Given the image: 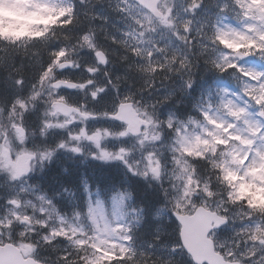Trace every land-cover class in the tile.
<instances>
[{"label": "clouds", "instance_id": "obj_1", "mask_svg": "<svg viewBox=\"0 0 264 264\" xmlns=\"http://www.w3.org/2000/svg\"><path fill=\"white\" fill-rule=\"evenodd\" d=\"M104 4L105 0H69L68 11L57 17L44 33V37L49 41H55L54 46L45 53L46 59L41 56L37 61H24L18 66L13 56L0 64V145H11L13 154L25 149L35 151L31 145L47 143L49 136L58 132L64 138L63 143L66 146L81 140L89 132L82 127L72 126L73 121L77 116L88 113L101 104L109 92H118L123 87L126 81H122L120 76L114 79L109 77L107 83L101 87L96 86L94 78H89L86 83H68V88L73 89L71 86L75 84L74 90L82 95L79 103H75L65 91L57 87L66 79L65 69L80 70L83 67L76 59L80 53L85 56L91 53L92 59L96 61L85 69L90 77H96L102 71L103 75L108 77V72L104 69L108 68L111 61L107 54H104L103 62L97 57L96 54L101 49L98 47V36L93 30L94 22L100 18L96 8L104 7ZM203 4L204 0H191L188 11L196 15ZM117 7L122 14L132 18L140 37H146L157 30L159 22L150 12H144L143 16L135 18L137 13L133 9L136 7L143 11L142 0H135V4L126 3L124 8ZM225 12L227 15L235 14L238 23L244 25L247 31L232 30L226 33L221 29H214L211 35L206 37L214 46L212 50L220 56L232 55L237 59L264 52V0H230L229 3L220 5V13ZM166 15L172 16L171 8L167 9ZM191 24L190 20L182 25L174 24L173 35L184 44L193 57H197L200 56V46L204 41L199 40L193 45L192 42L197 40V36L191 35ZM181 28L184 34L177 35ZM57 33H62L66 41L70 37L75 39L70 41L69 46L68 43L55 40ZM225 40H231V45H226ZM0 43L5 47H15L19 41L0 37ZM113 43H117L115 38ZM193 48L198 50L193 52ZM60 51L65 53L63 57H59ZM157 51L165 52V49ZM131 52L138 58L144 55L139 47L133 48ZM146 55L148 63L144 71L151 79L138 91L141 95L147 92L149 97L159 93L157 83L163 86L174 76L183 78V75L189 76L186 92L190 94L196 84V70L201 60L207 65L212 59L209 56L189 59L187 55L180 57L172 54L163 63H159L151 61L152 51H148ZM57 59L59 64L56 63ZM101 63L104 69L101 68ZM153 63L159 64V71L163 74L162 80L157 76ZM214 67L221 74L235 76L228 67L219 63H214ZM49 68L52 72L45 79L43 74ZM131 87L132 85H129V88ZM240 89L245 91L241 87ZM245 94L251 101H256L259 115L264 118V88L248 86ZM123 99L142 108L143 117L149 125L146 131L132 135L127 132V125L118 122L120 127L108 132L110 136L126 138L127 143L138 144L144 159L148 161V165L143 169L134 170L129 164L128 172L144 183L151 182L153 190L163 188L165 177L171 173L169 179L172 180V193L166 196V190L161 191V199L171 209L176 207L173 201H179L189 208L200 210L207 207L213 212L217 219L209 229L210 239L224 264H264V150L254 151L256 137H260L264 143V124L252 123L247 108L230 104L229 119L243 120L248 125L249 137L242 138L241 130L236 124L227 121L216 123L207 113H201L203 119L200 123L205 127L215 125V128L220 130L219 134L213 135L210 130L203 140L197 139L188 144L183 140L181 128L177 127L171 114L164 117L162 110L171 102L169 97L153 99L148 103L136 100L135 94L126 95ZM57 100H62L68 109L64 123H59L57 117L54 104ZM181 102L177 101V105ZM119 104L120 101L117 100L113 113L118 112ZM53 118H56L55 122ZM187 119L191 121L197 118L189 115ZM20 131L23 132V138L20 137ZM95 131L99 129H95L91 134ZM74 132L77 134H73ZM173 143L176 146L171 153L155 148V145L163 147ZM119 151L124 153L119 160L134 159V154L126 151V148H120ZM49 152L52 150L49 149ZM95 158L98 159V156ZM35 160L36 167L24 177H15L8 169H0V185L3 186L0 188V207L6 209V214L0 216V231L11 233L22 227L19 235L36 237L31 241L28 264H93L98 254L88 244L89 240L93 243L95 241L92 236H88L87 231L84 235H77L75 229L69 232L67 227H57L54 218L51 215L46 216L38 202L33 204L31 213L23 209V197L15 189L25 181L31 180L35 173L42 174L52 163L48 156L41 152L36 153ZM150 165L154 167L149 169ZM246 180L248 182L242 183ZM176 181L180 182L179 185ZM47 204L52 206L53 201L50 199ZM80 215L84 216V211H81ZM238 223L240 227H236ZM225 227H230L232 231L229 237L221 239L219 232ZM88 231H92L91 227H88ZM126 238L128 241L132 240L131 235ZM174 254V264H184L185 255L179 252ZM143 255L142 261L135 259L136 253L129 248L123 256L117 253L120 259L116 264H162L159 257L153 258V253ZM163 264L168 262L164 261Z\"/></svg>", "mask_w": 264, "mask_h": 264}, {"label": "rangeland", "instance_id": "obj_2", "mask_svg": "<svg viewBox=\"0 0 264 264\" xmlns=\"http://www.w3.org/2000/svg\"><path fill=\"white\" fill-rule=\"evenodd\" d=\"M190 2L191 0H164L161 8L165 14V18L162 21H158L159 26L157 30L154 33L146 35V37H140L137 31V26L133 24L132 18H129L128 15L122 14L118 10L117 6H119V8H124L126 3L133 4L129 0H105L104 7L97 6L96 12L99 14L100 18L94 22L93 28L98 36V46L100 45L99 42H101V38L106 35L107 38L105 39H108L111 45H119V48L115 47L119 51H123L124 49L127 50L128 48H130L128 51H131L133 48L139 47L142 50V53H144V55L139 58L140 62L142 63V70L140 72L133 70L132 74H129L127 71H121L116 72L113 75L115 77L120 76L121 78H130V76H132L133 79L138 81V84H141V78L143 82L145 80L149 81V74L144 71V68L147 67L148 63L146 55L147 52H153L151 61H159V63H161L163 56L183 45V43L180 42L175 35H173L174 24L182 25L186 21L190 20L192 22V29L198 28L201 30L205 27H208L210 30L221 29L226 33L232 30L237 32L247 31V28L244 25L238 23L237 19L235 18V14L223 16V14L220 13V8L217 7V5L229 3L230 0H204L202 9L199 10L196 15H193L190 11L186 10L188 9ZM68 5L69 0H0V37H10V40L13 41H17L21 38H17V36L24 35L33 37L34 39L40 38L41 35H44V33L49 30L52 24L56 21L57 17L64 15L68 11ZM169 8L172 9V16L166 15L167 9ZM133 10L137 13L135 18L143 16L145 12L136 7H134ZM179 34H184L182 28L180 29V32L177 33V35ZM113 38H115L117 43H113ZM231 43V40H225L226 45H231ZM161 48L165 49V52L157 51V49ZM213 48L214 46H212V49ZM208 56L215 59L222 66L228 67L229 69L234 68L230 67L231 65H234L237 71H239V67L236 65L237 58L232 55L220 56L217 52L213 51L210 52ZM77 58L79 59L78 62L80 64L82 63V60H86L87 58L90 59L89 55L85 56L83 53L78 54ZM137 58L138 57L134 56L133 61ZM241 62L244 67L252 69L256 73L264 71V62H262L258 57H254L253 59L247 61L241 60ZM158 65L159 64L153 63V66L156 67V69L158 68ZM248 75L252 78L253 82H255L256 76L253 75L252 72H249ZM175 78L180 79L178 76ZM232 79L233 86L235 87L232 89L229 87H224L222 101L219 102V105L216 108L208 109L205 113L208 114L209 118L214 119L216 123H221L224 121L234 124L239 123L238 128L241 130L240 134L242 138H246L250 136L248 125L245 124L243 120L238 122L235 119H229V105L231 104L236 107L242 106L247 108L249 120L254 124L256 122L264 124V118L260 117L258 106L253 101H251L248 96L242 94V91L238 86V80L234 77ZM95 80L96 85H99V87L104 85L102 78H96ZM125 80L126 79H124V81ZM124 85L131 84L125 82ZM221 85L223 84H219V86ZM117 95L121 97L128 94L121 95L119 90ZM147 98L148 97H145L143 103H148L151 101L147 100ZM105 100L108 101V99ZM228 101H231V103H228ZM210 106H212V104ZM141 110L144 111L142 108ZM233 110H235V108H233ZM162 111L164 117H167L169 114H171L173 120L176 121L177 127L181 128V136L183 137V140L188 144L193 143V141L197 139L203 140L208 135L210 130L212 131L213 135L219 134L220 130H217L213 124L205 127L200 123V121H194V119L191 121H184L172 111L168 112L165 110V108H163ZM202 119L203 117L201 116L200 120ZM55 121L56 120H54V122ZM64 121L65 119H59V123H64ZM88 125L89 124L86 122L81 123L79 121L72 126L82 127L88 131L89 134H91L92 131L88 129ZM109 130L114 131L113 128ZM73 134L77 133L74 132ZM117 138L118 136H109V145L113 144V141L118 140ZM63 139L64 138L58 132L55 135H50L47 143L41 142L31 145L30 147L34 148L35 151L25 149L16 154H13L11 145H0V160L6 163L5 169H8L15 177L18 176L17 171L12 172L10 170L11 163H14L16 166L18 157L22 154H26L28 155V163H31L33 160V163L35 164V156L37 152L44 153L52 162L55 159L61 158V161L68 162V160H70L73 164L75 161L85 162V157L88 156L84 149L89 148L93 150L92 155H95L96 157L98 156L99 160L120 162L126 170L129 164L132 165L134 170L136 168L143 169L146 165H148V161L144 159L143 154L139 150L140 146L138 144H135L134 146H127V144L125 145L126 151L134 154V159L125 161L118 159V157L123 156L124 153H121L119 150H117L115 153H112L109 151V145L106 147L108 143L97 148V140L89 141L87 140L86 136L82 137L81 140L68 143L66 147H69V149L65 151V153V148L61 149L58 147L59 143L63 142ZM101 139L102 138L99 136V143ZM256 141L257 143L254 147V151L264 150V143L261 142L260 137H256ZM175 146L176 145L173 143L164 145L163 147L160 145H155V148L160 151L171 153ZM3 147H6L10 151V154L6 160L2 159ZM72 148H80V152H74L71 150ZM49 149L52 150L51 153L49 152ZM153 167L154 165H150L149 169ZM0 169L4 168L1 167ZM46 170L43 171V173H45ZM40 175L41 173L37 172L31 180L27 181L30 183L36 182L38 179H40ZM169 176H171V173L165 177V182L163 185V188H166L165 193H168V195L172 193V180L169 179ZM246 182L248 181L246 180L242 183ZM179 183V181H176L177 185H179ZM2 187L3 186L0 185V188ZM15 191L23 197L22 207L25 211L31 213L33 210V204L38 202V206L40 207L41 211H44L46 216L51 215L54 218V222L57 227H67L69 232L75 229L77 235H84V233L87 231L88 236H92L95 241V243H93L92 240H89L88 244L91 245L93 250L98 254L97 259L93 261V264H106L115 258H120L117 256V253H120L121 256H123L124 253H126L128 249L132 247L130 245L131 241H128L126 237L127 235H131V224L133 223V225H135V222L130 213L126 211L127 203L125 202V196L123 195H117V197L108 204L105 203L101 198H93L85 205V215L81 216V212H78L77 210L71 211L69 213L62 212L59 208L61 207V200L59 198L54 199L48 197L46 193L43 195L34 193V191L30 189L29 185L26 184V181L22 185L18 186ZM42 197L43 199H41ZM50 199L53 201L52 206L47 204V201ZM112 202L119 204L115 205L113 203V205H111ZM173 203L176 204L174 210L179 212H191L193 209L186 207L185 204L180 203L179 201H173ZM177 205L179 206L177 207ZM0 208V216L6 214V209L3 207ZM131 214L134 215V213ZM158 216L163 218V213L159 212ZM117 220H119V222H117ZM88 227H91L92 231H88ZM20 231H22V227L17 228L11 233L0 231V236H2L4 240L9 238L20 240L21 238H24L25 240L34 241L36 239V237L32 235L21 236L18 234ZM136 249L138 248L135 247V250H132H134L136 253ZM146 249L147 248L144 247L141 252L144 254L149 253ZM158 249L169 252L173 257L175 255L170 249L165 250L162 247ZM134 258L136 259V256Z\"/></svg>", "mask_w": 264, "mask_h": 264}, {"label": "trees", "instance_id": "obj_3", "mask_svg": "<svg viewBox=\"0 0 264 264\" xmlns=\"http://www.w3.org/2000/svg\"><path fill=\"white\" fill-rule=\"evenodd\" d=\"M61 34L62 33H57L55 40L59 39ZM61 37L62 39H64L63 34L61 35ZM107 42L109 41L107 40ZM104 46L106 47L107 51H111L112 54L117 48L116 45H106L105 43ZM46 47L41 43H38L34 46L28 44H18L15 47H5L3 43H0V64L5 63L13 56L16 58L18 66H21L24 61H37L41 56L45 55ZM196 50L198 49L196 48ZM201 57L202 56H197L192 59H201ZM125 60L127 61V63H124ZM115 62L119 64H124L125 69H122L121 71H127L129 74H132V69L137 70L135 62L129 60L126 55H123L121 57L117 56V60ZM157 74L162 80L163 74H161L160 71ZM195 78L196 84L194 86V89L191 90L190 94L186 92V89L182 84L172 82V85L176 86L181 92V98L179 99V101L182 102L180 104L187 106L186 109H194L196 112H199V109H197V105L200 103H204L207 95L211 93L212 89L216 88L219 80L223 81V79H219L220 74L215 71L214 65H212L210 62L209 64L205 65L203 63V60H201V63L198 69L196 70ZM140 82H142V80ZM143 87L145 86H141L140 89H142ZM144 93L148 94L147 92ZM82 176L87 178V185L90 184L93 188L108 189L109 197L114 194H122L126 197L129 204L131 205V208H133L136 213L139 214V219L137 222L139 226L138 230H133L134 242L138 243V245H142L144 244L142 242L143 240L149 238L155 233L157 228L156 225L159 222V217L157 215L159 214L158 210L162 208L165 203L161 199V192L158 189L153 190V188L151 187V183H144L143 181L130 175L122 168H118V166L94 167L91 168L89 171H86L85 174ZM61 180L62 186L72 187L73 189H77L78 191L82 186V178L79 173L76 177L71 178V182L77 180L74 184L66 183L63 179ZM77 194L79 195L80 193L78 192ZM80 199L81 198L79 197L75 198V200ZM161 222L163 221L161 220ZM172 224H174V220H172ZM157 229L171 231L168 226L158 227ZM176 239L177 238L174 239V242L176 241ZM164 261H167L168 264H173L170 263L171 260ZM164 261H161L162 264Z\"/></svg>", "mask_w": 264, "mask_h": 264}, {"label": "water", "instance_id": "obj_4", "mask_svg": "<svg viewBox=\"0 0 264 264\" xmlns=\"http://www.w3.org/2000/svg\"><path fill=\"white\" fill-rule=\"evenodd\" d=\"M142 5L155 11L154 8L150 7L151 3L148 1L143 0ZM129 106L121 107L119 114L115 118L124 120L127 107ZM56 111L65 115L68 114V109L65 105L57 106ZM126 120L128 121V119ZM134 134L136 135L137 133ZM182 217H184V220L180 223L182 225L181 237L193 260L197 264H224L223 258L216 254L213 242L208 239L209 229L215 223L217 217L204 209L197 210L194 216ZM0 264H28V260L22 258L17 248L12 245H6L0 246Z\"/></svg>", "mask_w": 264, "mask_h": 264}, {"label": "snow or ice", "instance_id": "obj_5", "mask_svg": "<svg viewBox=\"0 0 264 264\" xmlns=\"http://www.w3.org/2000/svg\"><path fill=\"white\" fill-rule=\"evenodd\" d=\"M217 7L220 8V5H217ZM186 10H188V9H186ZM222 14H223V16H227L226 12L222 13ZM85 40H87V37H85ZM64 55H65V53L63 51L59 52V57H63ZM97 55L100 57L101 62H103L104 54L101 52H98ZM254 56L258 57L262 62H264V52L256 53L255 55L250 54L247 56V58H251ZM56 63L59 64V59H57ZM236 65L239 67V71H237V69L235 67L232 69H229V71H232L233 73H235L234 78L239 81L238 86H240L242 88V90L246 91L248 86H251L252 88H257V89L264 88V71L256 73L254 70L246 68L243 66L240 59H237ZM60 66L63 67V65H60ZM51 72H52L51 68H49L48 71L44 72V74H43L44 78L47 79L50 76ZM249 72H252L253 75L256 76L255 82H253L252 78L249 79V75H248ZM61 83H66V81H61ZM57 87H59V85H57ZM71 87L74 89L75 84H73ZM245 91H242V94L245 96H248L247 94H245ZM253 102L256 103V101H253ZM228 103H231V101H228ZM54 104H55V107H57V106L63 105V101L57 100L54 102ZM262 115H264V114H262ZM237 121L239 122L240 120H237ZM236 126L239 127V123H236ZM99 136H100L99 132H94V134H87L86 138L89 141L97 140L96 147L99 148V147H101L99 140H98ZM58 147L63 149L66 147V145L63 142H61L58 145ZM71 150L74 152H78V153L80 152V148H72ZM41 199H43V197ZM178 206L179 205H177V207ZM174 216L177 217L176 222L178 223V225L184 220V217L179 216L178 213H175ZM117 222H119V220H117ZM180 233H181V229L178 228L177 239L175 241V244L170 246V250L173 253L179 252L180 254L185 255L186 258H185L184 264H196V262L191 257V253L187 250ZM0 239H3V238L0 237ZM12 243L15 244V241H12Z\"/></svg>", "mask_w": 264, "mask_h": 264}, {"label": "flooded vegetation", "instance_id": "obj_6", "mask_svg": "<svg viewBox=\"0 0 264 264\" xmlns=\"http://www.w3.org/2000/svg\"><path fill=\"white\" fill-rule=\"evenodd\" d=\"M67 71H65V73H66ZM66 77H68V76H66Z\"/></svg>", "mask_w": 264, "mask_h": 264}]
</instances>
